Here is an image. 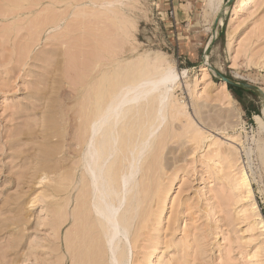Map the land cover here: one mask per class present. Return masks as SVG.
<instances>
[{"label":"rangeland","instance_id":"374dc122","mask_svg":"<svg viewBox=\"0 0 264 264\" xmlns=\"http://www.w3.org/2000/svg\"><path fill=\"white\" fill-rule=\"evenodd\" d=\"M204 1L0 0V264H264V131L255 118L264 120V99L236 95L220 78L264 94V0H221L216 11ZM155 64L175 78L146 93L139 86L133 119L117 124L108 158L122 171L116 215L132 202L134 218L108 249L105 228L84 221L108 222L85 120L106 89L156 74ZM175 107L185 115L174 117ZM83 208L91 214L82 219ZM81 226L94 238L101 230L94 244H106H88ZM112 248L113 257L125 252L121 263Z\"/></svg>","mask_w":264,"mask_h":264},{"label":"bare ground","instance_id":"6f19581e","mask_svg":"<svg viewBox=\"0 0 264 264\" xmlns=\"http://www.w3.org/2000/svg\"><path fill=\"white\" fill-rule=\"evenodd\" d=\"M63 1V0H62ZM248 2H252V1H254V0H247ZM204 3H205V5H206V8L209 10V9H211V8H213L214 9V11H216L217 9H219V7L221 6V0H205L204 1ZM209 12V11H208ZM255 57H253V59H254ZM255 60H256V58H255ZM147 61H148V59H147ZM147 61H146V63H144V64H148L147 63ZM159 61V60H158ZM254 61V60H253ZM252 61V62H253ZM254 63H255V61L253 62V65H254ZM143 64V65H144ZM251 64V63H250ZM155 65H158V64H155ZM255 65H257L258 66V63L256 64L255 63ZM152 66V65H151ZM156 67V66H155ZM158 68L159 69H157L158 71L156 72V74H147V76L145 75V72H144V74L142 75H139L138 77H136V78H133L132 79V77H130L131 79L129 80V78H128V80H126V82L124 83V82H122L121 84H120V86H117V83H116V81H115V79H114V81H115V85H116V87H112V88H110V89H106L105 90V93H106V95L107 96H104V97H106V100H104L103 98L104 97H102V95H101V97H102V99L104 100V102H99L97 105H96V108L94 109V110H92V109H89V107L88 106H86V107H88L87 109H89L88 111H91V112H89L90 113V115H89V117H88V119L87 120H85L86 121V123H87V126H86V129H84V134L83 135H85V133H86V140L89 138V136L91 137V146H92V149H91V151H92V155H93V157H92V165H93V168L94 169H97L98 170V173H99V179L100 180H102V179H104L105 180V187L103 188V190L101 189V188H99V187H97V189L96 190H94V191H96V197H98V199H100L101 197H102V195H103V193H105V196H106V198H101V201H100V203H99V206H100V210H102L103 212H105V216L107 217V223L106 224H104L103 222H101L102 220H100L101 218L100 217H98L97 218V221H95V219L93 220L94 221V223H92L93 221L91 220V223H92V225H90L91 223L87 220V219H89V217H91V216H89V214H91V208H89V209H87V213H85V210H84V208L86 207V203H84V204H82V205H85V206H83L84 208L83 209H81L82 211L84 210V212L82 213V212H80L81 214H82V219H83V217L84 218H86L85 216H89V217H87V219H85L84 221H86L85 222V225H86V223H88V225L87 226H91V228L93 229V227H94V231L93 230H87L86 228H90V227H87L86 226V228H85V231L83 230V228H82V226H81V228L82 229H80V230H83L84 232H86V231H88V232H90V231H93V232H95V229H98V226H102V228L103 229H101V230H103L104 231V228H105V234L107 233V239H105V241H106V243H107V240H108V245H106L107 247H108V249H109V241H110V244H111V242L113 241V239H114V237H115V235L117 234V232L119 231V228L120 227H122L126 232L128 231V228H129V226H130V220L132 219V218H134L133 217V213L131 212V210H129L128 211V206H130V203L132 204V202H130V203H127V206H124L125 208H123V210L122 211H120L117 215H116V211H118V208H119V206L122 204V200L124 199V196H123V190L122 189H124L122 186V181H121V179H122V175H121V170H117V166H115L114 164V161H113V158H112V160H110V161H108V158H110L109 156L111 155V153H112V151H113V144H114V141H113V139H115V135H116V130H119V129H117L119 126H120V128H122V129H124V128H126L125 126H128V124L126 125V123H127V121L132 117H130V115H132L131 113H135L136 112V110L134 109V104H133V101H135L137 98H138V93H137V88L139 87V86H143L144 84L146 85V89H143L142 91H144L145 93L146 92H150L151 90H153L154 88H156V87H158V86H161V85H163L164 83H167V82H169V81H173L174 80V78H175V74L173 73V70L170 68V67H166V68H163V69H160V67H159V65H158ZM110 73V72H109ZM118 76V75H117ZM109 77V76H108ZM108 77H106V79H108ZM104 78V77H103ZM113 78V77H112ZM111 78V79H112ZM105 79V80H106ZM108 80H110V79H108ZM113 81V80H112ZM112 81H110V83L112 82ZM109 82V81H108ZM107 82V83H108ZM245 83H247V82H245ZM103 84V83H102ZM248 84H250L251 86H252V88L255 90V92L256 93H261V95H262V98L264 99V94L260 91V89L258 88V86L257 85H255V84H253V83H248ZM106 85V84H105ZM109 85V84H108ZM113 85H114V83H113ZM114 85V86H115ZM119 85V84H118ZM102 86V85H101ZM111 86V85H110ZM108 87V86H107ZM109 88V87H108ZM100 90L102 91V87H100ZM99 90V91H100ZM100 91V92H101ZM141 91V92H142ZM103 93H104V91H103ZM104 93V94H105ZM96 94V93H95ZM94 94V95H95ZM96 95H98V94H96ZM100 95V94H99ZM98 95V96H99ZM98 96H96L95 97V99L97 100V98H98ZM90 97V96H89ZM91 98V97H90ZM89 98V99H90ZM99 99L100 98H98V100H97V102L99 101ZM158 101H160V99H161V94L159 93V95H158ZM156 100V99H155ZM89 101V100H88ZM96 102V101H95ZM154 102V101H153ZM88 103V102H87ZM229 104V103H228ZM89 105V104H88ZM172 105V104H171ZM90 106H91V104H90ZM137 106H139V104H137ZM84 107V106H83ZM136 107V106H135ZM141 107H143L142 105L140 106V108ZM228 107H231V106H228ZM137 108V107H136ZM170 108V107H169ZM135 110L134 112H133V110ZM227 110V109H226ZM83 111H85V109H83ZM138 111V110H137ZM142 111V110H141ZM170 112H171V110H170ZM169 112V113H170ZM174 112H175V114H174ZM227 112H229V111H227ZM88 113V114H89ZM152 113V112H151ZM150 113V115H152ZM179 113V115H185V112H183L182 114H181V110L179 109V108H174V110H173V116L174 117H176V115ZM82 114V113H81ZM84 114V113H83ZM120 114H121V116H120ZM140 114V113H139ZM229 114H230V112H229ZM120 116V117H117V116ZM137 115V114H136ZM142 115V114H141ZM172 115V113L170 114V116ZM179 115H177V117L176 118H178L179 117ZM187 115V114H186ZM144 116V115H143ZM172 116V117H173ZM233 116V115H232ZM130 117V118H129ZM134 117H136V116H134ZM173 117V118H174ZM126 118V119H125ZM138 118V117H137ZM255 118H256V120H257V124H259V127L264 131V120L261 118V116H259V115H255ZM131 119H133V118H131ZM130 119V120H131ZM140 119H141V117H140ZM143 119V118H142ZM127 120V121H126ZM149 120V119H148ZM189 120V119H188ZM119 121H121L123 124H122V126L120 125V124H118V122ZM141 121V120H140ZM146 121V120H145ZM147 122V121H146ZM128 123H130V121H128ZM142 123H143V121H142ZM119 126H118V125ZM149 124V123H148ZM150 124H151V122H150ZM148 125V126H151L152 127V125ZM188 124V123H187ZM83 125H85L84 123H83ZM130 125V124H129ZM133 126V125H132ZM84 128H85V126H83ZM82 127V128H83ZM117 127V128H116ZM150 127V128H151ZM188 127H189V125H188ZM188 127H186V128H188ZM82 128H81V131H82ZM130 128H132L131 126H130ZM139 128V127H138ZM140 128H141V126H140ZM142 128H144V127H142ZM150 128H148V127H146V129L143 131V137H142V134H140L141 135V139H144V138H146L145 136H146V134L148 133V131L150 130ZM192 128V127H191ZM128 129V128H127ZM149 129V130H148ZM190 129V128H189ZM194 129H195V126H194ZM191 130V129H190ZM192 130H193V128H192ZM196 131H197V129H196ZM195 131V132H196ZM199 131V130H198ZM198 131H197V134H195L194 132L193 133H191V134H195V136H193V135H191V137H194L193 139H196L195 137H197V135H198ZM124 133L125 134V130L124 131H121L120 132V134L121 133ZM128 132V131H127ZM137 132H139V131H137ZM83 133V132H82ZM142 133V132H141ZM190 133V132H189ZM264 133V132H263ZM119 134V135H120ZM124 134H122L123 136H121L120 137V139L119 140H121V138H123L124 137V139H125V136H124ZM81 135V134H80ZM117 135H118V133H117ZM126 135V134H125ZM85 136H84V139H85ZM129 136H131V135H129ZM189 136V135H188ZM117 137V136H116ZM140 137V136H139ZM190 137V136H189ZM190 137V138H191ZM235 137V136H234ZM81 138H82V136H81ZM130 138V137H129ZM231 138H233V137H231ZM85 140V141H86ZM84 141V140H83ZM121 141H123V140H121ZM125 141V140H124ZM122 142L123 144L126 142ZM134 142V141H133ZM133 142H130V143H132L133 144ZM121 143V144H122ZM129 143V144H130ZM128 144V145H129ZM126 144H124V146H125ZM128 145H126V146H128ZM114 146H116V145H114ZM123 147V145H121V147L119 146V150L118 151H120V148H122ZM118 148V147H117ZM124 148V147H123ZM115 149V148H114ZM131 149H132V145H131ZM264 149V148H263ZM124 150H127V149H122L121 151L123 152ZM115 151V150H114ZM117 154V153H116ZM123 155H124V153H122ZM227 154V153H226ZM114 157H116V155L114 156ZM119 157V156H118ZM116 159H117V157H116ZM119 159V158H118ZM106 161L108 162V163H106ZM119 162H117V163H119L118 164V168L119 169H121L122 167L121 166H119V165H121V161L120 160H118ZM106 163V164H105ZM115 166V168H116V171L114 170V166ZM146 166H144V168H143V170H145L146 168H148V170H149V167H146ZM122 170H123V168H122ZM142 170V171H143ZM148 170H147V172H148ZM155 170V169H154ZM141 171V172H142ZM146 171V170H145ZM152 172V171H151ZM150 172V173H151ZM157 172V171H156ZM155 172V173H156ZM153 174H155L154 173V171L152 172ZM152 173H151V176H152ZM158 174V173H157ZM245 174V173H244ZM69 175V174H68ZM74 175V174H73ZM144 175V174H143ZM147 175V174H146ZM145 175V176H146ZM144 176V178H146V181H148V179H147V176L145 177ZM246 176V175H245ZM243 177L242 178V181L244 182L243 184L245 185V184H247L248 185V180H247V178L246 177ZM158 177V176H157ZM68 178V177H67ZM71 178V177H70ZM144 178H142L141 177V179L143 180ZM154 178H155V176H154ZM72 179V178H71ZM156 179V178H155ZM73 180V179H72ZM99 180V181H100ZM141 180V181H142ZM145 180V179H144ZM142 181V182H145V181ZM69 181V180H68ZM242 181H241V183H242ZM71 182V181H70ZM145 183H148V182H145ZM250 183V182H249ZM101 184V183H100ZM142 185H143V187L141 186V188L143 189V188H145V186H146V184H145V186H144V183H142ZM148 185V184H147ZM85 185L83 184V186H82V190L85 188V187H88V186H85ZM152 186V185H151ZM84 187V188H83ZM148 187V186H147ZM147 187H146V189H147ZM89 188V187H88ZM88 188L87 189H84V191H85V197H82V199L84 200L83 202H91L89 199L91 198L90 196H92L91 195V191H88ZM141 188H139L138 190H140ZM153 188V187H152ZM151 188V189H152ZM141 189V191L140 192H143L144 190H142ZM154 189V188H153ZM155 190V189H154ZM84 191H82V192H84ZM93 191V192H94ZM137 191V190H136ZM80 192V191H79ZM139 192V193H140ZM149 192V191H148ZM101 193H102V195H101ZM83 194V193H82ZM143 194V193H142ZM142 194H141V196H142ZM81 195V194H80ZM138 195V194H137ZM144 195V194H143ZM86 196H88L87 197V199L89 200H87L86 199ZM130 196V195H129ZM140 196V197H141ZM78 197V196H77ZM81 197H79V198H81ZM137 197V196H136ZM143 197V196H142ZM150 197H151V195H150ZM78 198V199H79ZM128 198V197H127ZM146 198V197H145ZM77 199V198H76ZM82 199L81 200H76V202H79V201H82ZM137 200H139V198L137 199ZM141 200H142V198H141ZM149 200V199H148ZM143 201V200H142ZM147 201V200H146ZM127 202V201H126ZM126 202H125V204H126ZM81 202H79V204H80ZM87 203V204H88ZM78 204V205H79ZM90 204V203H89ZM139 204H140V202H139ZM142 204H143V202H142ZM93 205V204H92ZM138 205V204H137ZM87 206H89V205H87ZM141 206V205H140ZM146 206V205H145ZM80 207L81 206H78V209H80ZM138 207V206H137ZM132 208V207H131ZM147 208V207H146ZM96 209V208H95ZM141 209V208H140ZM135 210V209H134ZM136 210L138 211V208H136ZM144 210L146 211V209H145V207H144ZM143 210V211H144ZM89 211V212H88ZM78 214H80L79 212H77ZM76 213V214H77ZM85 213V214H84ZM93 213V212H92ZM144 213V212H143ZM83 214H84V216H83ZM88 214V215H87ZM81 216V215H80ZM142 216V215H141ZM76 217H78L79 218V215L78 216H76ZM93 217V216H92ZM137 217V216H136ZM74 218H75V216H74ZM94 218V217H93ZM90 219H92V218H90ZM78 219L76 218V221H77ZM81 219H79L78 220V224H79V226L82 224L81 222H79ZM83 221V220H82ZM83 221V222H84ZM88 221V222H87ZM96 222V223H95ZM76 223V222H75ZM90 223V224H89ZM77 224V223H76ZM83 225V224H82ZM85 225H83V226H85ZM100 227H99V230H100ZM77 229V228H76ZM78 229V230H79ZM100 230V232H98V230H96L97 231V234L96 235H98V236H96L95 234H94V236H95V238L97 237H102V236H99V235H101L100 233H102V231ZM75 231V230H74ZM74 231L72 232V233H74ZM81 233H83L84 234V236H85V234L86 235H89L88 237V241L90 240L91 241V239H90V237H93V233H91L90 232V234L92 235V236H90V234H87L88 232H86V233H84V232H82V231H80ZM77 233H79V232H77ZM96 233V232H95ZM104 233H102V234H104ZM71 235V234H70ZM81 236H79V238H80ZM83 237V236H82ZM69 238H71V237H69ZM73 238V237H72ZM85 238H87V236L85 237ZM84 238V239H85ZM94 237H93V246L95 247L96 245V243L94 244V240H97V239H95ZM102 238H104V236L102 237ZM106 238V237H105ZM68 239V238H67ZM66 239V240H67ZM83 239V238H82ZM81 240V239H79V240H81V241H85V240ZM78 240V241H79ZM101 240V239H100ZM81 241H79L78 243H80ZM90 241L88 242V244L90 243ZM98 241H99V239H98ZM69 242V241H68ZM67 242V243H68ZM85 242H87V241H85ZM82 243V242H81ZM84 243V242H83ZM83 243L82 244H80V245H78V246H80V247H82V246H86L87 244H84L83 245ZM91 243H92V241H91ZM99 243V242H98ZM103 244H104V240H103V242H102ZM102 243H100L101 245H102ZM105 243V244H106ZM100 244H97V246L98 245H100ZM104 244V245H105ZM91 244H90V246H89V248L91 249V246H92ZM104 245H102V246H104ZM69 246V245H68ZM74 246V245H73ZM72 246V247H73ZM85 246H84V248H85ZM96 246V248L98 249V247ZM101 246V247H102ZM66 247H67V244H66ZM94 247H92V249L94 248ZM71 248V247H70ZM74 248H76V247H74ZM78 248V247H77ZM83 248V249H84ZM87 248V247H86ZM85 248V249H86ZM95 248V249H96ZM100 248V247H99ZM105 248V247H104ZM67 249V248H66ZM81 248H79V250L78 251H81L80 250ZM82 249V250H83ZM88 249V248H87ZM95 249H93V250H95ZM96 249V250H97ZM102 249V248H101ZM100 249V250H101ZM70 251H71V249H69ZM77 250V249H76ZM92 250V252H94ZM100 250H98V251H100ZM104 251H106V249H103ZM78 251H76V252H78ZM103 251V252H104ZM117 251V250H116ZM69 252V251H68ZM68 252H67V254H68ZM82 252V251H81ZM88 252V251H87ZM101 252H102V250H101ZM110 252H112V257H113V252H114V249L112 248L111 250H110ZM71 253H72V251H71ZM86 252H84L83 254H85ZM91 253V252H90ZM95 253H96V251H95ZM94 253V254H95ZM99 253V252H98ZM97 253V254H98ZM105 253H107V252H104V253H102V254H105ZM70 254V253H69ZM68 254V255H69ZM74 254V253H73ZM72 254V255H73ZM82 254V253H81ZM97 254H95L96 256H98ZM101 253H99V256H101L102 255ZM80 255V254H79ZM88 255V254H87ZM124 255H125V252H123V250H121L120 252H119V254H114V256H116V257H113V262H114V260L118 263V262H122V259H123V257H124ZM70 256V255H69ZM84 256V255H83ZM96 256H94L96 259H93V260H96V261H100L102 258H104V256L101 258V259H98V258H100L99 256H98V258L96 257ZM72 257V256H71ZM73 257H77L76 255H74ZM80 257V256H79ZM84 257H86V256H84ZM83 257V258H84ZM91 257V256H90ZM106 258V257H105ZM74 259H76V258H74ZM73 259V260H74ZM82 259V258H81ZM80 258H79V260H81ZM91 259V258H90ZM98 259V260H97ZM86 260V259H85ZM75 261V260H74ZM76 261H78V260H76ZM83 262H84V260H83ZM82 262V263H83ZM86 262V261H85ZM91 262V261H90ZM93 262V264H95V262L94 261H92ZM75 263V262H74ZM74 263H72V264H74ZM78 263H80V261L78 262ZM97 263V262H96ZM105 264V260H103V261H101L99 264ZM106 263H107V261H106ZM98 264V263H97Z\"/></svg>","mask_w":264,"mask_h":264},{"label":"water","instance_id":"95a60500","mask_svg":"<svg viewBox=\"0 0 264 264\" xmlns=\"http://www.w3.org/2000/svg\"><path fill=\"white\" fill-rule=\"evenodd\" d=\"M232 0H227V5L231 3ZM223 11V10H222ZM221 11V12H222ZM221 12L218 13V15L216 16L215 18V21L214 23L217 24V22L219 21L220 19V14ZM212 40H213V34L209 37L208 39V43L206 45V47L204 48V55L207 56L211 50V47H212ZM221 80L223 82H225L231 89L232 91L237 95L239 93H242L244 90H250V91H255L252 86L248 83H245V82H240V81H237L235 79H232V78H229V77H226V76H223L221 75ZM262 113V111H261ZM263 117H264V110H263V113H262Z\"/></svg>","mask_w":264,"mask_h":264}]
</instances>
